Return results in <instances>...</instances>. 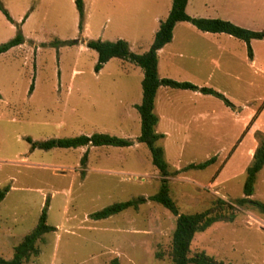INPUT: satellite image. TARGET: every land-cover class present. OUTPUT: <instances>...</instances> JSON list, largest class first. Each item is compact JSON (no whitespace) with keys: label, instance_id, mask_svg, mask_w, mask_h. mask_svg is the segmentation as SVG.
I'll return each instance as SVG.
<instances>
[{"label":"rangeland","instance_id":"374dc122","mask_svg":"<svg viewBox=\"0 0 264 264\" xmlns=\"http://www.w3.org/2000/svg\"><path fill=\"white\" fill-rule=\"evenodd\" d=\"M82 1L79 31L74 0H0V44L18 31L23 36L21 44L0 53V190L6 189L0 201V256L12 257L47 200L46 222L55 229L42 235L38 255L24 264H108L114 257L119 264H171L175 216L149 199L159 191L161 175L147 145L135 141L143 71L112 58L96 72L97 53L85 41L121 38L131 51L143 53L158 28L156 17H166L172 0ZM213 15L264 29V15ZM200 39L192 40V56H173V45L157 54L159 74L217 90L230 103L212 94L200 98L176 91L172 109L161 104L175 119L162 117L156 124V132L165 133L156 145L169 171L181 169L167 177L169 196L180 213L202 212L221 201L233 206L224 205L232 220H217L194 235L191 255L204 251L225 263L264 264V209L238 203L246 167L264 141V73L257 69L264 61V41L250 42L252 64L240 39H231L229 53ZM189 58L199 72L178 67ZM93 133L134 143L42 149L26 140ZM213 156L203 169L187 167ZM140 197L145 200L136 208L91 217L110 204ZM249 198L264 204V164Z\"/></svg>","mask_w":264,"mask_h":264},{"label":"trees","instance_id":"16d2710c","mask_svg":"<svg viewBox=\"0 0 264 264\" xmlns=\"http://www.w3.org/2000/svg\"><path fill=\"white\" fill-rule=\"evenodd\" d=\"M78 13V29H83L84 8L82 0H74ZM187 0H172L170 10L167 16L160 20L159 27L154 33L153 41L149 49L143 53H135L130 50L128 42L124 39L100 40L89 39L85 41V45L92 48L97 53V60L94 70L97 72L101 69L104 63L111 58H119L128 61L143 71L141 80L142 98L139 104H136V110L140 116V134L135 138V141L147 145L151 153L152 164L158 169L161 178L160 189L157 193L149 196V199L156 201L167 208L175 216V227L172 232L170 261L171 264H235L231 262H223L216 260L213 256L200 251L190 254V244L194 235L207 229L213 222L221 219L232 220L233 213L227 214L225 204L232 209L233 206L223 201L217 202L212 208L202 212L195 213H180L178 207L169 196L168 176L178 174L181 169L169 171L167 163L163 157V149L156 145V141L163 134L156 132L155 126L158 117L154 112V99L159 86H168L179 89L199 90L204 94H212L221 98L227 105L229 101L224 95L209 87H199L188 81H177L168 77H159L157 73V51L172 39V32L175 24L180 21H187L201 31L212 33H226L245 42L248 55L252 56L250 47L251 39H263L264 30H250L232 23L229 20L221 18L207 17H192L185 11ZM8 16L5 9H3ZM9 17V16H8ZM23 42V36L18 31L16 35L9 40L0 44V53L7 51L9 48L19 45ZM59 43H72V41H56ZM32 86L30 87V90ZM31 143L32 148L39 147L49 149L52 147L75 148L84 145H112V146H130L134 143V139L128 137H118L108 133H93L91 135L80 134L74 137L48 139L41 142H33L30 138H26ZM85 160V155L82 157V162ZM215 157H210L203 162L197 164H189L187 167L203 169L213 163ZM264 164V141L257 146L252 154L251 161L246 167V177L243 183L244 197L239 199V205L249 201L251 204L264 209V204L256 200H251L249 196L254 190V182L257 172ZM6 189L0 190V201L5 195ZM145 198L140 197L133 200H127L110 204L99 211L91 214L95 219L106 218L117 214L129 207L136 208L138 203L144 201ZM47 200L41 210L40 216L35 227L25 234L23 238L13 247L12 257L5 259L0 256V264H24L30 256L38 255L39 249L36 242L42 238L46 232L53 231L54 226L47 224L46 214ZM108 264H119L116 257L112 258Z\"/></svg>","mask_w":264,"mask_h":264},{"label":"crops","instance_id":"0c3cea01","mask_svg":"<svg viewBox=\"0 0 264 264\" xmlns=\"http://www.w3.org/2000/svg\"><path fill=\"white\" fill-rule=\"evenodd\" d=\"M190 8L192 10H195V13L193 14L190 13L189 11ZM185 11L187 12V14H190V16L192 17L206 16L207 18H217L218 15H213V14H217L219 12L224 13V14H229V15H240V14L241 15H264V0H187ZM156 19L158 21V27H159V22L161 19L160 17H156ZM224 37H227V38H224ZM196 38H201L209 46L210 45L216 46L217 51L220 50V51L227 52V53L230 52L229 43L231 39H238L226 33H212V32H207V31H201L197 29L194 25H192L190 22L180 21V22H177L173 28L171 41L166 43L163 47H161L157 51V54L162 53L166 49V47L173 45L172 51H171V54L173 56L180 57V58L192 56L189 53L191 52V48L193 47V43H194L192 40ZM253 40L255 39H251L250 42H252ZM259 40L264 41V38L259 39ZM252 55L253 56L251 58V63L254 64L256 63V59L254 57V54ZM189 59L190 60H186L185 64H181L178 67L180 69L186 70V72H199L200 70L198 68H194L193 65L189 64L191 63V60H192L191 58ZM121 61L128 62L122 59ZM257 69L259 72L264 73V61L263 60L262 61L260 60L258 62ZM157 73L159 77H164V76H167L168 78L173 77L170 73L164 72L162 75L159 74V60H157ZM197 86L204 87L201 85H197ZM176 91H183L181 93H188L186 91H189V93H191L189 94L190 96H195V97H200V98H205L208 95H211V94H204L200 92L199 90L179 89V88H171L168 86H159L156 91L155 99H154V112L158 117L157 125L159 124L162 117L166 118L170 122L174 121L175 116H172V114L170 113L167 114V112L164 111V110H167V108H162L161 104L167 105L168 108L172 109L173 106H172V101H171L170 96L171 94L176 93ZM197 116L200 118L207 117L201 114ZM192 118H196V115H194ZM160 133L165 135V133L163 132H160Z\"/></svg>","mask_w":264,"mask_h":264}]
</instances>
